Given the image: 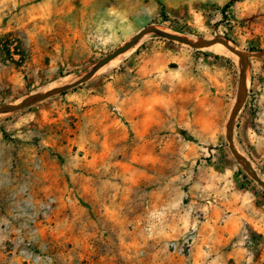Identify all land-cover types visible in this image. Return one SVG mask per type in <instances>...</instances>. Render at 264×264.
I'll return each mask as SVG.
<instances>
[{"label": "rangeland", "instance_id": "obj_1", "mask_svg": "<svg viewBox=\"0 0 264 264\" xmlns=\"http://www.w3.org/2000/svg\"><path fill=\"white\" fill-rule=\"evenodd\" d=\"M146 26L248 54L233 141L264 180V0H0V106L79 79ZM239 72L219 42L146 34L0 115V264H188L192 226L157 255L145 234L161 199L197 222V264H264V188L225 138Z\"/></svg>", "mask_w": 264, "mask_h": 264}, {"label": "water", "instance_id": "obj_2", "mask_svg": "<svg viewBox=\"0 0 264 264\" xmlns=\"http://www.w3.org/2000/svg\"><path fill=\"white\" fill-rule=\"evenodd\" d=\"M146 34H156L162 38H165L167 40L175 41L180 44H184L189 46L190 48L193 49H203L208 46H210L213 43L219 42L223 44L230 52L235 54L240 61V72H239V81H238V88H237V95L235 102L233 104V107L230 111L229 117L226 122L225 130H226V142L227 146L230 150V152L233 154V156L245 166V168L250 172L252 178L262 187L264 188V180L261 179L258 174L254 171V169L251 167L250 162L245 158V156L239 152L235 148V144L233 141V124L235 117L237 116V113L239 112L245 98L246 94V89H247V67H248V54L232 43H228V40L225 39L222 36H216L212 39H194L186 36H182L179 34L171 33L164 31L158 27L155 26H146L139 30L135 35H133L128 41H126L124 44L121 46L117 47L114 49L112 52L108 53L101 59H99L92 67L90 70H88L84 75L79 77V79L63 84L51 89H47L43 92L34 94L33 96L23 99V100H18L9 104H5L0 106V115L7 114L14 112L16 110H19L21 108L30 106L36 102H39L43 99H46L48 97H51L53 95L60 94L62 92L67 91L68 89H71L77 85L83 84L90 80L95 73L106 63H108L110 60L118 56L119 54H122L126 52L127 50L131 49L133 46H135L139 40L145 36Z\"/></svg>", "mask_w": 264, "mask_h": 264}, {"label": "crops", "instance_id": "obj_3", "mask_svg": "<svg viewBox=\"0 0 264 264\" xmlns=\"http://www.w3.org/2000/svg\"><path fill=\"white\" fill-rule=\"evenodd\" d=\"M169 202L166 199H161L160 205L161 207L168 208L166 211L157 212L159 215H156V211L152 213V225L149 228V231L145 232L146 236L152 240L153 249L155 251V255L159 254L164 250V243L178 238L185 230H187L190 226L193 228L192 232V244L190 247L192 260L188 264H197V222L194 220H189V217L185 212L176 211L169 212ZM147 213V212H146ZM162 214V215H161ZM166 214V215H163ZM162 216V217H161ZM159 219V221H158ZM204 226V224L200 225L199 228ZM203 228V227H202ZM227 232L232 233L235 229L233 226H226ZM230 228H233L230 230ZM213 236H210L209 239L212 240ZM207 239L203 238V242H206ZM239 250H237L238 252ZM207 253L210 252V248L207 249ZM212 256L210 258L205 259V264H210L212 262ZM186 264V263H185Z\"/></svg>", "mask_w": 264, "mask_h": 264}, {"label": "built area", "instance_id": "obj_4", "mask_svg": "<svg viewBox=\"0 0 264 264\" xmlns=\"http://www.w3.org/2000/svg\"><path fill=\"white\" fill-rule=\"evenodd\" d=\"M1 47H2L4 52L7 50L8 52H10V54H12L11 51H13V49L10 48V44L9 43L4 42L3 45H1Z\"/></svg>", "mask_w": 264, "mask_h": 264}, {"label": "trees", "instance_id": "obj_5", "mask_svg": "<svg viewBox=\"0 0 264 264\" xmlns=\"http://www.w3.org/2000/svg\"><path fill=\"white\" fill-rule=\"evenodd\" d=\"M5 52H8L7 50Z\"/></svg>", "mask_w": 264, "mask_h": 264}]
</instances>
